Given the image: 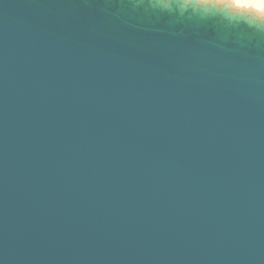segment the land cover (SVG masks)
<instances>
[{
    "label": "water",
    "instance_id": "water-1",
    "mask_svg": "<svg viewBox=\"0 0 264 264\" xmlns=\"http://www.w3.org/2000/svg\"><path fill=\"white\" fill-rule=\"evenodd\" d=\"M262 17L0 0V264H264Z\"/></svg>",
    "mask_w": 264,
    "mask_h": 264
},
{
    "label": "clouds",
    "instance_id": "clouds-1",
    "mask_svg": "<svg viewBox=\"0 0 264 264\" xmlns=\"http://www.w3.org/2000/svg\"><path fill=\"white\" fill-rule=\"evenodd\" d=\"M183 2L187 4V3H192L193 0H183ZM194 3L196 5H205L206 0H194ZM238 8L241 10L247 9L248 11H252V12L264 13V0H244V2L239 3Z\"/></svg>",
    "mask_w": 264,
    "mask_h": 264
},
{
    "label": "rangeland",
    "instance_id": "rangeland-1",
    "mask_svg": "<svg viewBox=\"0 0 264 264\" xmlns=\"http://www.w3.org/2000/svg\"><path fill=\"white\" fill-rule=\"evenodd\" d=\"M213 1L220 2V3L225 2V1L228 2V3L230 2L229 4H230L232 7H234V8H238V5H239V3H238L239 0H238V1H236V0H213ZM235 3H237L238 5L236 6ZM246 10H247V9H246ZM256 13L259 14L260 12H256ZM258 14H257V15H258ZM260 14H261V13H260ZM263 14H264V13H263ZM263 14H261V15H263Z\"/></svg>",
    "mask_w": 264,
    "mask_h": 264
},
{
    "label": "bare ground",
    "instance_id": "bare-ground-1",
    "mask_svg": "<svg viewBox=\"0 0 264 264\" xmlns=\"http://www.w3.org/2000/svg\"><path fill=\"white\" fill-rule=\"evenodd\" d=\"M236 1H238V0H236ZM242 2H244V0H239L238 1V3H242ZM230 3V2H229ZM235 5L237 6L238 4L237 3H235ZM236 9H239V8H236ZM241 10V9H240ZM244 10H246V9H244ZM254 13H256V12H254ZM256 14H258V13H256ZM261 14H263V13H261ZM260 13L258 14V15H260V16H264V14L263 15H261Z\"/></svg>",
    "mask_w": 264,
    "mask_h": 264
}]
</instances>
